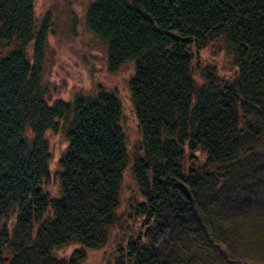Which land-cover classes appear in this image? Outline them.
Here are the masks:
<instances>
[{
  "label": "trees",
  "instance_id": "16d2710c",
  "mask_svg": "<svg viewBox=\"0 0 264 264\" xmlns=\"http://www.w3.org/2000/svg\"><path fill=\"white\" fill-rule=\"evenodd\" d=\"M36 3L0 0V264H80L104 248L127 171L140 234L112 264L264 258V0L89 2L86 26L105 44L109 72L133 65L141 140L131 155L118 94L50 103L51 23ZM216 41L236 67L230 81L195 65ZM51 131L68 143L53 198ZM70 244L80 248L55 255Z\"/></svg>",
  "mask_w": 264,
  "mask_h": 264
},
{
  "label": "rangeland",
  "instance_id": "374dc122",
  "mask_svg": "<svg viewBox=\"0 0 264 264\" xmlns=\"http://www.w3.org/2000/svg\"><path fill=\"white\" fill-rule=\"evenodd\" d=\"M90 1L92 0H37L38 15L48 16L51 23L43 81L49 90L51 104L57 100L72 102L79 96L97 94L102 88L118 94L123 107L122 124L131 155L139 149L141 140L128 90L130 78L134 74L133 65L126 64L115 74L109 72L106 46L86 26L85 12ZM197 53V68H213L217 76L228 81L234 78L236 67L222 41L213 42ZM46 138L51 151V179L44 189L53 198L59 193L60 159L68 143L63 132H47ZM197 155L200 156L198 152ZM134 189L135 183L127 171L121 190L118 223L111 229L106 246L101 250L87 251L86 258L80 264H112L115 250L139 236V216L134 209H127ZM251 216L254 217L253 214ZM251 222L255 223L254 220ZM79 248L78 244H70L58 249L55 255L60 259H67ZM253 261L255 264H264V258L260 256L253 257Z\"/></svg>",
  "mask_w": 264,
  "mask_h": 264
}]
</instances>
